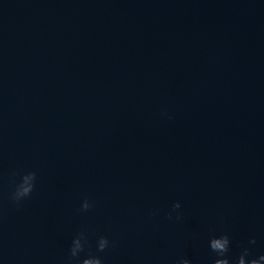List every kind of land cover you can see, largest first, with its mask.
<instances>
[{"label":"water","instance_id":"water-1","mask_svg":"<svg viewBox=\"0 0 264 264\" xmlns=\"http://www.w3.org/2000/svg\"><path fill=\"white\" fill-rule=\"evenodd\" d=\"M81 228L103 264L264 253V0H0V263L64 264Z\"/></svg>","mask_w":264,"mask_h":264},{"label":"clouds","instance_id":"clouds-1","mask_svg":"<svg viewBox=\"0 0 264 264\" xmlns=\"http://www.w3.org/2000/svg\"><path fill=\"white\" fill-rule=\"evenodd\" d=\"M16 176H19V181L12 180L13 188L9 194V199L19 206L34 191L36 172L18 173L15 170L12 171L11 177L15 178ZM92 207L93 203L88 198H84L80 203L79 211L85 212ZM180 209V202L174 201L170 210L166 213V218L168 220L175 218V220L180 221L182 219ZM157 211H151L149 215H156ZM248 243L254 245L256 243L255 237H249ZM115 246V240H110L108 236L100 234L96 237L95 251H93L89 243L88 232L81 228L71 238L64 264H103V258L99 253H104L107 249ZM207 246L214 254L212 264H262L264 262V253L254 256L247 246L241 247L239 254L232 258L230 256L231 240L227 233L210 235ZM175 264H192V262L182 256Z\"/></svg>","mask_w":264,"mask_h":264}]
</instances>
